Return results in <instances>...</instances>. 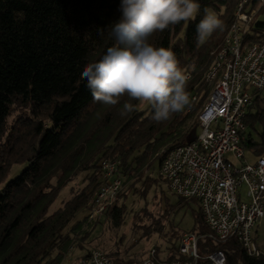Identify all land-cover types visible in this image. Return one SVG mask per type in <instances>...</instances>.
Returning a JSON list of instances; mask_svg holds the SVG:
<instances>
[{
  "label": "trees",
  "instance_id": "trees-1",
  "mask_svg": "<svg viewBox=\"0 0 264 264\" xmlns=\"http://www.w3.org/2000/svg\"><path fill=\"white\" fill-rule=\"evenodd\" d=\"M239 1L198 0L201 8L194 20L150 38L155 46L172 49L179 66L191 74L186 87L189 103L168 120L156 123L151 120V106L139 112L137 101H132L137 105L135 111L123 117L119 109L127 98L116 107L94 101L81 78L84 66L112 46L108 26L119 19L120 0H0V264H59L63 260L93 206L101 184V160L118 159L119 172L131 176L134 183L141 182L143 196L157 183L150 178L153 165L159 168L169 150L196 137L198 125L191 120L210 91L204 75ZM250 2L254 7L255 0ZM205 8L216 11L224 27L197 41L196 25ZM98 28L104 29L103 34ZM251 31L249 40H264V20ZM254 33L260 38H253ZM262 93L255 95L244 121L243 145L254 157L264 156ZM14 107L27 110L30 116L8 127ZM162 147L166 148L159 153ZM15 165L24 168L7 181ZM79 173L88 175L87 185L49 214L64 186ZM120 195L103 214L114 228L120 227L125 214V207L117 206ZM178 199V205L187 202ZM188 201L197 205L195 200ZM81 212L84 215L76 219ZM188 233H209L199 208ZM83 235L87 239L88 234ZM181 235L166 250L171 258ZM198 248L202 255L222 251L226 264H264L262 258L248 257L235 240L215 244L200 239ZM114 264L136 262L116 260Z\"/></svg>",
  "mask_w": 264,
  "mask_h": 264
},
{
  "label": "built area",
  "instance_id": "built-area-1",
  "mask_svg": "<svg viewBox=\"0 0 264 264\" xmlns=\"http://www.w3.org/2000/svg\"><path fill=\"white\" fill-rule=\"evenodd\" d=\"M259 20H264V0H255L254 7L250 0L238 2L233 21L222 43L211 53L212 61L204 75L210 91L196 115V137L169 150L158 168V177L172 194L197 202L209 233H183L174 258L168 251L160 256L158 248L151 246L139 264H226L222 251L199 253L198 242L205 238L215 244L235 240L248 257L264 259V250L254 237L264 219V156L249 162L243 145L245 118L255 95L264 92V40L247 38ZM186 73L190 80L191 74ZM119 165L118 159L99 162L101 184L87 222H97L113 208L126 179ZM75 264L114 262L107 254L91 250Z\"/></svg>",
  "mask_w": 264,
  "mask_h": 264
},
{
  "label": "clouds",
  "instance_id": "clouds-1",
  "mask_svg": "<svg viewBox=\"0 0 264 264\" xmlns=\"http://www.w3.org/2000/svg\"><path fill=\"white\" fill-rule=\"evenodd\" d=\"M201 5L198 0H120L119 19L111 23L108 36L113 44L81 73L94 101L116 107L123 98L120 116L135 111L137 105L149 104L151 120L161 123L189 103L186 91L189 75L179 66L174 51L157 47L150 38L158 33L194 20ZM224 22L208 8L196 25V39L203 41ZM103 34L104 29H97Z\"/></svg>",
  "mask_w": 264,
  "mask_h": 264
},
{
  "label": "rangeland",
  "instance_id": "rangeland-1",
  "mask_svg": "<svg viewBox=\"0 0 264 264\" xmlns=\"http://www.w3.org/2000/svg\"><path fill=\"white\" fill-rule=\"evenodd\" d=\"M214 12L217 14L216 11ZM149 106L147 103H139L137 110L146 112ZM24 115L30 116L27 110L24 112L23 109L14 107L7 121L8 127ZM191 121H196V116ZM165 148H160L159 153ZM246 159L253 162L254 156L247 152ZM23 168L24 165L13 166L7 181L16 177ZM87 178L86 173H79L72 177L49 208L48 213L52 214L61 208L75 192L84 188L88 183ZM150 178L157 183L151 184L143 196L141 194L143 189L141 182L134 183V179L126 175L120 192L121 195L117 200V206L123 205L125 207V214L120 227H112L108 218L104 216L95 223L86 221L80 229L76 244L68 250L59 264H75L76 260L82 257L86 251L91 250H98L109 255L113 262L116 260H133L137 264L142 261L151 246H156L160 256L163 257L166 255L167 248L171 246L170 244L175 242L177 235L191 232L194 227V213L198 210L196 203L187 201L178 205V197L172 194L163 182L159 181L157 163L150 170ZM242 191H245L244 188ZM83 215V212L79 213L76 219ZM85 233L88 234V237L84 240L83 234ZM254 237L259 247L264 250V219L257 225ZM68 260L70 262L67 263Z\"/></svg>",
  "mask_w": 264,
  "mask_h": 264
}]
</instances>
